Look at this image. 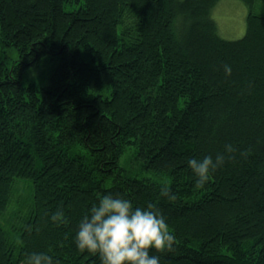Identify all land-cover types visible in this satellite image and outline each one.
<instances>
[{"label":"trees","instance_id":"16d2710c","mask_svg":"<svg viewBox=\"0 0 264 264\" xmlns=\"http://www.w3.org/2000/svg\"><path fill=\"white\" fill-rule=\"evenodd\" d=\"M220 1L0 0V48L19 54L0 55V264H100L75 238L109 194L163 214L160 264H264V0H241L230 41ZM217 154L196 189L188 161Z\"/></svg>","mask_w":264,"mask_h":264},{"label":"clouds","instance_id":"9594fccd","mask_svg":"<svg viewBox=\"0 0 264 264\" xmlns=\"http://www.w3.org/2000/svg\"><path fill=\"white\" fill-rule=\"evenodd\" d=\"M225 72L231 75V67L225 65ZM225 151L230 156L235 149L226 145ZM225 161L223 154L190 159L189 167L197 177L195 188L202 189ZM160 195L173 202L178 198L167 182L161 185ZM51 219L58 226L67 223L62 210H57ZM75 242L81 253L98 255L100 264H160V257L151 255L152 251L173 252L176 238L154 204L134 209L130 200L109 194L103 195L99 204L90 209V215L84 216ZM24 264H53V259L45 253H31Z\"/></svg>","mask_w":264,"mask_h":264},{"label":"rangeland","instance_id":"374dc122","mask_svg":"<svg viewBox=\"0 0 264 264\" xmlns=\"http://www.w3.org/2000/svg\"><path fill=\"white\" fill-rule=\"evenodd\" d=\"M247 15L248 9L246 4L241 0H222L218 5L213 9V17L217 21L219 26V32L221 36L230 41V40H239L246 33L247 27ZM1 57H6L5 61L9 64H12V61L17 60L19 57L18 52L15 48H11L4 52L0 48ZM47 73L42 69H35L30 73L29 78L28 74L24 77V80L28 78L29 81H34V79L45 80ZM24 192L26 186H21Z\"/></svg>","mask_w":264,"mask_h":264}]
</instances>
